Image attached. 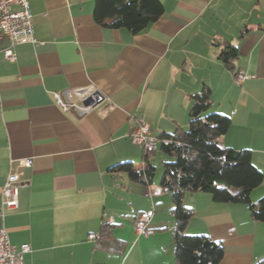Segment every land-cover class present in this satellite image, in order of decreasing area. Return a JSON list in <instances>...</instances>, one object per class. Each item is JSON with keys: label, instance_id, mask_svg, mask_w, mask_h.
Segmentation results:
<instances>
[{"label": "crops", "instance_id": "0c3cea01", "mask_svg": "<svg viewBox=\"0 0 264 264\" xmlns=\"http://www.w3.org/2000/svg\"><path fill=\"white\" fill-rule=\"evenodd\" d=\"M160 1L163 16L133 34L97 23L95 0H29L38 43H17L8 60L9 39H0V207L16 160H33L21 169L19 207L0 215V229L32 246L24 264H177L173 203L154 161L161 151L150 183L109 169L123 161L144 169L133 128L144 120L158 137L187 129L189 96L205 85L212 109L232 121L219 144L250 149L264 172V0ZM226 42L239 49L234 70L220 58ZM238 71L249 75L240 84ZM74 88L106 98L85 113L63 111L55 93L80 103ZM263 194L264 183L252 200ZM184 202L195 210L187 232L223 243L221 264L264 258V222L247 205L190 192ZM151 209L155 233L138 234L137 216ZM105 220L114 224L112 250L89 238Z\"/></svg>", "mask_w": 264, "mask_h": 264}, {"label": "trees", "instance_id": "16d2710c", "mask_svg": "<svg viewBox=\"0 0 264 264\" xmlns=\"http://www.w3.org/2000/svg\"><path fill=\"white\" fill-rule=\"evenodd\" d=\"M164 11L160 0H95L94 18L105 27L139 34L161 18ZM238 56V46L226 42L220 54L223 63L234 70L233 61ZM189 100V127L161 134L155 151L143 148L147 163L144 169L136 168L132 161H123L112 165L109 171L150 183L156 172L151 158L158 151L169 156L170 160L163 162L161 188L170 194L173 203L174 259L177 264H221L225 256L223 243L207 234L187 232L195 210L185 204V194L208 193L215 202L245 204L253 220L264 222V196L252 200L254 190L264 183V172L253 163L250 149L236 150L219 144V137L229 130L232 121L229 115L212 109L209 86L191 94ZM113 225L106 220L102 223L96 237L98 247L112 250L116 242ZM257 264H264V258Z\"/></svg>", "mask_w": 264, "mask_h": 264}, {"label": "built area", "instance_id": "2783aa9c", "mask_svg": "<svg viewBox=\"0 0 264 264\" xmlns=\"http://www.w3.org/2000/svg\"><path fill=\"white\" fill-rule=\"evenodd\" d=\"M7 37L10 45L4 49V56L8 60H15L16 54L14 46L20 42L38 43L35 36L33 15L29 0H0V39ZM243 71H238L234 75L236 83L240 84L244 78L248 77ZM80 100V103L69 100L65 101L61 93H55L57 102L63 111H69L72 107L85 113L95 108L105 100L103 93L93 88H74L69 91ZM85 101H89L88 104ZM132 141L142 148L150 151L158 149L160 138L151 131V126L144 120L131 131ZM12 165L14 160L11 161ZM33 160L30 158L17 159L11 168L6 181L2 187V206L0 215L4 216L6 210H15L19 207V185L21 182L22 168L31 167ZM154 215V210L141 212L135 222V231L138 234L152 235L155 230L149 226ZM96 234L89 235L90 239H95ZM32 251L30 244H23L20 247L13 244L9 238V233L5 227L0 229V264H24L25 254Z\"/></svg>", "mask_w": 264, "mask_h": 264}, {"label": "rangeland", "instance_id": "374dc122", "mask_svg": "<svg viewBox=\"0 0 264 264\" xmlns=\"http://www.w3.org/2000/svg\"><path fill=\"white\" fill-rule=\"evenodd\" d=\"M159 146V145H158ZM155 151V150H154ZM170 160V157L163 154L162 152H159L155 157H154V161L157 162V164H159L160 169L162 170L161 172L163 173V161H167ZM134 163H138V161H134ZM21 183V182H20ZM20 186V185H19ZM1 193H2V189H1ZM263 195H261L260 197H257L256 199H253L254 201H257L258 199H260ZM253 198V196H252Z\"/></svg>", "mask_w": 264, "mask_h": 264}, {"label": "water", "instance_id": "95a60500", "mask_svg": "<svg viewBox=\"0 0 264 264\" xmlns=\"http://www.w3.org/2000/svg\"><path fill=\"white\" fill-rule=\"evenodd\" d=\"M85 103H86V104H88V103H89V101H85Z\"/></svg>", "mask_w": 264, "mask_h": 264}]
</instances>
